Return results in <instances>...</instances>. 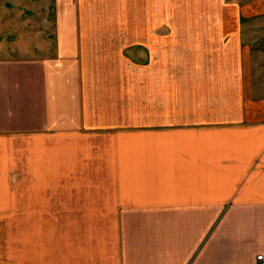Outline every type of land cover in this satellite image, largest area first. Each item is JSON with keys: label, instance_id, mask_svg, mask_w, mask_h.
I'll use <instances>...</instances> for the list:
<instances>
[{"label": "crops", "instance_id": "1", "mask_svg": "<svg viewBox=\"0 0 264 264\" xmlns=\"http://www.w3.org/2000/svg\"><path fill=\"white\" fill-rule=\"evenodd\" d=\"M89 9L0 0V264H258L264 73L206 49L183 82L91 72L129 62L130 25Z\"/></svg>", "mask_w": 264, "mask_h": 264}, {"label": "rangeland", "instance_id": "2", "mask_svg": "<svg viewBox=\"0 0 264 264\" xmlns=\"http://www.w3.org/2000/svg\"><path fill=\"white\" fill-rule=\"evenodd\" d=\"M89 10V21L130 25L129 62L88 63L91 72L146 73V80L153 84V73L160 67L159 73H178L183 82L180 74H202L201 57L205 58L206 49L210 67L221 56L222 62L239 61L240 73H264V0H90ZM205 22H221L231 29L226 31L230 37L221 42L223 33L216 32L218 39L205 46ZM148 23L157 29L142 28ZM154 49L156 59L152 60ZM165 75L163 80L168 81L170 78ZM152 94L153 86L147 83V101L154 99ZM161 95L165 100L170 93Z\"/></svg>", "mask_w": 264, "mask_h": 264}, {"label": "built area", "instance_id": "3", "mask_svg": "<svg viewBox=\"0 0 264 264\" xmlns=\"http://www.w3.org/2000/svg\"><path fill=\"white\" fill-rule=\"evenodd\" d=\"M256 260L258 264H264V254H256Z\"/></svg>", "mask_w": 264, "mask_h": 264}]
</instances>
